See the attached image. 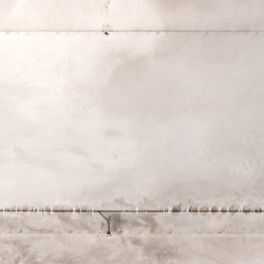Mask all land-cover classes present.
I'll list each match as a JSON object with an SVG mask.
<instances>
[{"label":"bare ground","instance_id":"obj_1","mask_svg":"<svg viewBox=\"0 0 264 264\" xmlns=\"http://www.w3.org/2000/svg\"><path fill=\"white\" fill-rule=\"evenodd\" d=\"M165 193L248 214L155 232ZM89 198L112 236L48 211ZM4 259L264 264V0H0Z\"/></svg>","mask_w":264,"mask_h":264},{"label":"snow or ice","instance_id":"obj_2","mask_svg":"<svg viewBox=\"0 0 264 264\" xmlns=\"http://www.w3.org/2000/svg\"><path fill=\"white\" fill-rule=\"evenodd\" d=\"M103 203V201H97L96 199L89 198L80 203L79 206L69 207L64 209H48L52 212H68L73 211L77 213H88L89 211H95L97 214L104 217L107 227V236H112L118 229L119 225L123 223L121 219V209L112 207H95L97 203ZM142 215L145 217L147 225L151 226L152 230L159 232L161 226L169 225H183L191 221L192 218L201 215L211 216H224L243 214L247 215V209H233L222 207L201 208L193 206V204L179 196L165 193L158 201V204L152 208L139 209ZM166 247L165 244L160 243L159 248ZM159 248H153V251L159 254ZM0 264H15L11 259L0 260Z\"/></svg>","mask_w":264,"mask_h":264},{"label":"water","instance_id":"obj_3","mask_svg":"<svg viewBox=\"0 0 264 264\" xmlns=\"http://www.w3.org/2000/svg\"><path fill=\"white\" fill-rule=\"evenodd\" d=\"M105 32V31H104Z\"/></svg>","mask_w":264,"mask_h":264}]
</instances>
